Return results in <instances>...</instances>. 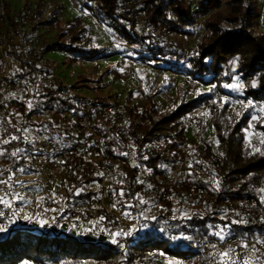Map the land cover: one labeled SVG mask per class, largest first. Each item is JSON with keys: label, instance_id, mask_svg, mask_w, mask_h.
Returning a JSON list of instances; mask_svg holds the SVG:
<instances>
[{"label": "trees", "instance_id": "trees-1", "mask_svg": "<svg viewBox=\"0 0 264 264\" xmlns=\"http://www.w3.org/2000/svg\"><path fill=\"white\" fill-rule=\"evenodd\" d=\"M71 1L85 15L65 21L59 0H50L53 7L47 15L43 0L33 9L26 4L18 12L10 0H3L0 43L6 58L19 60L16 39L39 37L42 27L56 32L55 40L46 42V54L65 52L70 64L95 61L100 53L112 56L113 44L103 47L86 22L90 17L103 27L105 39L132 46L130 59L147 74L141 90L131 92L123 104L121 125L129 133L109 142L107 151L113 155L110 172L120 178L113 187L118 196L123 188L125 195L120 197L135 215L136 226L128 229L99 211L104 218L95 222L90 233L105 239L94 242L52 227L15 226L0 235V264H221L214 257L217 247L205 251L201 246L231 237L258 240L264 235V0H137L145 23L168 27L172 36L192 38L201 32L189 51L152 45V36L136 30L134 20L124 12L126 0ZM46 64L53 73L54 62ZM4 69L5 60L0 58V70ZM42 73L38 63L24 59L20 69L4 78L17 84L18 90L0 91L5 105L0 112V138L36 131L47 140L44 144L13 141L5 146L9 152L17 147L26 152L17 158L0 157L3 176L25 166L28 172L20 174H36V163L44 158L50 165H61L55 158L75 141L64 130L63 120L76 111L78 98L64 95L60 84L43 82ZM176 76L195 86H177ZM85 81L91 80L78 84ZM175 88L178 98L164 106L160 99ZM29 99L36 105L31 111L26 107ZM17 128L27 131L17 132ZM192 128L197 143L189 142ZM210 129L212 136L207 135ZM115 150L129 155H116ZM176 168L187 171L182 191L191 208L188 212L182 202L172 199L166 185ZM98 181L100 177L89 176L83 165L65 170L68 200H75L74 206L83 210L75 216H87L83 206L90 205L97 194L83 190ZM154 207L158 208L156 219L147 218L145 210ZM4 222V216L0 217V224ZM121 231L131 235L113 236ZM221 231L224 239L216 235ZM260 254L264 264V252Z\"/></svg>", "mask_w": 264, "mask_h": 264}, {"label": "rangeland", "instance_id": "rangeland-1", "mask_svg": "<svg viewBox=\"0 0 264 264\" xmlns=\"http://www.w3.org/2000/svg\"><path fill=\"white\" fill-rule=\"evenodd\" d=\"M40 0H10L13 11L18 12L23 6L30 5L34 8V5ZM46 3L44 15L51 12L53 5L50 0H43ZM64 7L62 17L65 21L72 20L81 15H85L80 7L73 3L71 0H59ZM202 0H195V3H200ZM195 7V6H194ZM196 8V7H195ZM139 9V8H138ZM139 17L140 12L138 13ZM86 22L91 26L93 33L97 36L100 43L104 48L108 44H113V55L108 56L107 53H100L95 61H80L76 64H70L67 55L62 51H53L46 55L49 61L54 62L55 72L62 76L69 82L78 83L82 80H91L81 82L85 84L90 90L91 88H98V92L104 97H112L122 103H125L128 95L131 92H138L142 88L143 78L147 72H140L139 65L130 59L132 55V46L124 45L122 41H113V39H105L103 27L100 26L94 19L86 17ZM105 34V33H104ZM56 32L54 30H46L41 27L39 37H43L45 43L53 42L55 40ZM201 36V32L197 36L188 38L182 35L171 36L165 40L163 46L170 48L172 46L177 47L180 50L189 51L193 47ZM122 48V50H120ZM81 77V78H80ZM176 85L180 83H186L192 87L195 85L183 77H175ZM96 92V90H93ZM178 98V91L175 88L167 98H161V102L164 106H167L172 100ZM136 101L140 102L141 98L137 97ZM213 131L210 129L207 133L208 136H212ZM28 136L32 142L44 144L47 139L45 136H40L36 131H27ZM250 136L254 138V135L250 133ZM188 138L190 143H197L198 136L196 131L192 128L188 131ZM57 161V157L55 158ZM46 159L36 163L37 173L33 175H22L19 172H14L13 180L20 181L19 184H15L14 187L7 188L0 185V196H4L5 199H11L12 207L8 208L4 206L5 222L0 224V227L7 226V231L0 233V235L7 234L12 227L15 226H29V227H52L57 231L66 230L75 232L77 235L90 233L92 227H95V222L104 218V216H98V212H105L110 216L107 218H115L122 226L130 229L136 226L135 215L130 214L128 210V203L123 202L121 197L118 196L113 187L120 182V178L117 174L110 172L106 177L105 185L99 181L84 187V192H95L97 194L95 204L83 206L85 208L84 213L87 216L80 218V216H74L73 213L83 212L79 207L74 206L75 200H68L65 189V170L62 165H50ZM170 179L166 182V185L170 187V195L176 202H182L186 206V211H191L190 206L187 204V200L182 191V183L187 180V171L181 168H176L173 171ZM8 176H2L0 179H6ZM162 193H166L165 189H161ZM5 193L7 195L5 196ZM19 193L25 199L20 200L15 198ZM167 195V193H166ZM103 198V204H98L100 197ZM43 198V199H41ZM115 205V206H114ZM177 205L175 208H178ZM17 213L13 215V213ZM147 218L154 217L158 214V208H149L144 212ZM24 216H29L31 219L25 220ZM1 237V236H0ZM248 244V249L239 248L238 245L234 247L236 253L241 256H247L253 260L256 253L251 252L252 242H243ZM240 245V244H239ZM224 248H218L215 250L214 257L217 261H220L219 253L225 251Z\"/></svg>", "mask_w": 264, "mask_h": 264}, {"label": "built area", "instance_id": "built-area-1", "mask_svg": "<svg viewBox=\"0 0 264 264\" xmlns=\"http://www.w3.org/2000/svg\"><path fill=\"white\" fill-rule=\"evenodd\" d=\"M3 0H0V38L1 31L5 24L3 16ZM137 0H126L123 4V10L134 20V27L142 34L151 35V43L154 46H162L164 41L172 36L171 30L168 27H153L144 22L142 17H139ZM20 45L18 54L21 57L19 60L8 59L4 54V45L0 43V58L5 60V69L0 70V91L16 92L18 85L14 83H6L4 78L11 75L16 69L22 67L23 60L36 62L43 68L42 80L47 84H60L62 93L67 96H76L78 98V108L72 113L66 114L63 120L65 131L71 132L75 141L68 147L64 148L57 155L58 161L63 166L64 170L73 167L75 164L84 166L87 169L89 176H99L100 183L105 185L106 177L110 173V163L113 160V155L107 151L108 143L115 141L117 136L127 134L129 131L125 129L122 123V102L112 98L104 97L98 92L90 90L85 84L72 83L58 75L55 70L49 73V66L46 64V43L43 37L33 36L22 42L19 38L16 39ZM5 110V105L0 99V112ZM118 150L114 151L116 155H122ZM103 173L104 175H98ZM166 197V193H163ZM103 196L99 198L98 204H103ZM96 200L92 201L95 204ZM86 204H84L85 206ZM74 216L77 213H73ZM244 241L240 237H231L229 239L215 242L205 243L201 248L205 251H211L213 247L229 249L236 247ZM256 247L264 252V235L256 241H252ZM122 243L120 249H123ZM213 263V261H211Z\"/></svg>", "mask_w": 264, "mask_h": 264}, {"label": "snow or ice", "instance_id": "snow-or-ice-1", "mask_svg": "<svg viewBox=\"0 0 264 264\" xmlns=\"http://www.w3.org/2000/svg\"><path fill=\"white\" fill-rule=\"evenodd\" d=\"M37 95H39V93H37ZM27 109L29 111L33 110L34 107H36V105L34 104L33 100L29 99L27 101V105H26ZM15 115L19 116L20 114L19 113H16ZM9 123H10V120H9ZM17 132H20V131H27V129H19L17 128L16 129ZM45 139H47V137H45ZM13 141H22V142H29V143H32L31 139L28 137V136H19L15 133L13 134H9L6 138H0V157H3V156H10L12 158H17V157H20L23 153L26 152V149H22V148H19L17 147L15 150L9 152L7 147V145H10L12 144ZM264 142V141H262ZM255 151H259V149H256ZM122 155L124 156H128L129 153L125 152V153H121ZM144 159H147V157H144ZM61 163H63V161H61ZM198 163V162H197ZM189 167H191V165H189ZM7 171L11 172L12 170L11 169H8ZM18 172L20 173H26L28 172V168L25 166V167H20L17 169ZM4 175V172L3 171H0V177H2ZM15 175V173L13 172L11 175H8V177L6 179H0V185H3L7 188H11V187H14L15 184H19L20 181L18 180H13V176ZM98 175H101L103 176L104 174L103 173H98ZM140 183H143V181H138ZM122 183V181H121ZM216 187H219V182L217 181L216 182ZM79 191V190H78ZM262 192H264V189L261 190ZM120 196H124L125 195V192L123 190V188H121L119 190V193H118ZM7 195V193H5V196ZM17 199H20V200H23L25 199V197L21 196L19 193L16 194V197ZM43 199V198H41ZM140 203H144V201L142 199L139 200ZM261 203H264V196L261 197ZM0 205H3L5 207H8V208H11L12 207V201L11 199H5L4 196H0ZM115 206V205H114ZM17 213H13V215H16ZM5 216V212L4 211H0V217H3ZM23 219L25 220H29L31 219V217L29 216H24ZM151 219H156L155 217H151ZM264 219V218H262ZM233 223H246L247 221L245 220H234L232 221ZM142 227H147V225H142ZM7 231V226L5 225L4 227H0V233H3V232H6ZM119 235H124V236H127V235H131L130 232L128 231H121V232H118V233H115L113 234V236H119ZM217 237L221 238V239H224L225 237L223 236V232H217L216 233ZM173 239H177V237H173ZM113 242L114 243H117L118 241L114 238L113 239ZM239 248H242V249H248V244L247 243H241L240 245H238ZM251 252L253 253H256V256H255V259L254 261L249 259V258H245L247 256V253H245V256H241L239 253H236V250L234 248H229L221 253H219V256H220V260H221V264H261L262 262V257H261V254H260V250L256 247V244H253L252 245V248H251ZM25 264H28V262H25Z\"/></svg>", "mask_w": 264, "mask_h": 264}, {"label": "water", "instance_id": "water-1", "mask_svg": "<svg viewBox=\"0 0 264 264\" xmlns=\"http://www.w3.org/2000/svg\"><path fill=\"white\" fill-rule=\"evenodd\" d=\"M80 238H83V240L88 241V242H94L96 240L103 241L105 239L104 236H96L93 233H86V234H79L78 235Z\"/></svg>", "mask_w": 264, "mask_h": 264}, {"label": "crops", "instance_id": "crops-1", "mask_svg": "<svg viewBox=\"0 0 264 264\" xmlns=\"http://www.w3.org/2000/svg\"><path fill=\"white\" fill-rule=\"evenodd\" d=\"M27 176H29V175H27Z\"/></svg>", "mask_w": 264, "mask_h": 264}]
</instances>
